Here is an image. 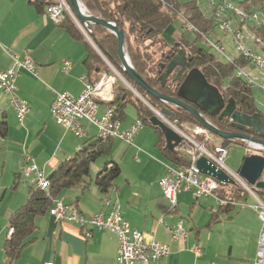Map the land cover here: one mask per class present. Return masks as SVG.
I'll use <instances>...</instances> for the list:
<instances>
[{
    "label": "crops",
    "instance_id": "1",
    "mask_svg": "<svg viewBox=\"0 0 264 264\" xmlns=\"http://www.w3.org/2000/svg\"><path fill=\"white\" fill-rule=\"evenodd\" d=\"M48 2L46 0L45 8L41 9L37 0H0V65L5 68L14 65L7 52L10 48L20 58L32 57L39 66L37 76L26 70H21L17 76L18 95L30 105L24 120L18 119L10 96L0 89V119L5 118L8 123L7 134H0V264L7 263L9 220L35 186L24 174L28 160L49 176L61 161L70 158L79 146L97 135V128L86 121V135L80 138L52 118L55 95L65 91L80 95L87 69L84 43L71 36L61 23L50 19L46 13ZM170 25L164 32L170 42L180 41L181 35L194 40L195 34L184 28L181 19L177 18ZM67 59L72 61V66L66 72L63 65ZM105 106L101 103L99 114ZM135 112L136 117L131 120H127V115L122 116V129L137 120L136 108ZM157 141L156 131L144 128L132 143L114 137L109 158L120 165L121 174L113 190L104 194L96 186V173L109 159L102 157L104 162L96 173L90 172L84 184L63 190L56 199L87 215L108 211L104 203L107 196L119 200L123 217L144 233L147 243L161 241L170 247L168 256L150 263L138 260L136 264H255L262 221L252 207L254 202L248 203L252 196L244 200L247 204L236 203L228 212L221 211L216 216L220 205L213 197L196 198L190 191H181L177 206L172 208L160 185L166 164L171 162ZM249 153L248 149L242 164ZM180 222L187 235L176 238L173 229ZM87 229L92 231L90 237H85ZM117 254L115 233L92 225L83 227L73 221L57 220L48 211L37 217L31 242L10 264H44L46 261L115 264Z\"/></svg>",
    "mask_w": 264,
    "mask_h": 264
},
{
    "label": "trees",
    "instance_id": "2",
    "mask_svg": "<svg viewBox=\"0 0 264 264\" xmlns=\"http://www.w3.org/2000/svg\"><path fill=\"white\" fill-rule=\"evenodd\" d=\"M82 1L88 10L105 19L115 21L119 28L126 31V49L134 66L153 87L161 92L173 94V96H178L177 90L180 87V83L173 80L176 72L169 77L165 85L161 83L159 77L165 71V67L162 64L167 65L169 63L170 58H168V55L173 53L174 50V42L167 40L164 32L171 26L170 24H173L182 15L198 28V32L194 33L195 38L192 41L188 40L184 35L179 37L180 42L192 54V59L188 63L189 67L199 68L207 80L221 90L225 101L230 98L235 99L238 107L247 114H253L257 111L261 112L254 101L253 86L244 78L236 75L234 64L219 60L211 49L200 44V41L204 39L202 33L215 35L218 33L216 24L213 23L214 20L205 15L204 8L199 4L198 0H165L168 5L167 9L163 7L162 0ZM234 1L247 10L258 9L264 13V0ZM50 2L52 0H49L47 6ZM67 2L73 10L70 0H67ZM45 3L46 0H37V4L41 9L45 8ZM64 16L61 24L71 36L82 40L85 45L86 57L84 63L87 69L86 75L95 84L100 79L101 73L110 71V69L95 47L85 38L84 33L70 14L67 13ZM92 28L95 31V41L98 47L109 56L111 61L119 66L120 58L117 52L116 35L102 25L95 24L92 25ZM252 30L257 36L264 39V27L252 26ZM236 61L242 66L247 64L241 57L236 58ZM119 71L154 109L161 111L163 108H168L171 110L173 116H167L171 121L184 122L194 126L201 125L189 111L159 101L141 86L134 85L133 80L121 69ZM113 91L114 99L109 104L117 106V113L120 119L126 115L125 109L127 105L132 104L137 110L138 119H141L144 125H149L156 131L157 145L162 149L164 156L174 165L190 163V155L186 152V149L192 146L191 142L181 136V141L176 143L175 147L168 146L162 127L160 128L159 125H155L152 121L157 115L156 112L124 84L116 83ZM207 117L220 129L229 131L240 130L227 116L220 118L219 116L207 115ZM7 132L8 123L5 118H1L0 134L4 136ZM254 135L259 136L257 133ZM191 136L195 140L204 143L201 135L193 133ZM221 139V144L224 146H228L232 142ZM211 142L213 143V140ZM235 143L245 144L243 141H235ZM113 144L114 137L103 138L96 135L85 141L82 144V148L77 149L74 155L59 163L57 168L49 175L50 185L48 189H42L37 186H33L30 189L29 197L25 203L13 213L9 220L11 234L6 242V264H10L11 261L17 258L22 249L31 242L32 235L36 229L37 217L45 215L49 211L54 200L63 190L84 184L90 176L92 164L99 158H109ZM213 144L216 145L215 142ZM120 174V165L111 158L106 159L103 167L96 173V186L102 193L108 194L115 187V180ZM249 184L255 186L251 183ZM261 192L264 193V190H261ZM218 193L226 198H235L237 201L245 200L249 195L240 185L231 184L230 182L222 185ZM232 207H234V204L219 206V210L215 215L219 216L218 212L221 211L228 212Z\"/></svg>",
    "mask_w": 264,
    "mask_h": 264
},
{
    "label": "built area",
    "instance_id": "3",
    "mask_svg": "<svg viewBox=\"0 0 264 264\" xmlns=\"http://www.w3.org/2000/svg\"><path fill=\"white\" fill-rule=\"evenodd\" d=\"M162 1L163 7L167 9V3L165 0ZM198 2L203 6L205 15L214 20L213 23L216 24L217 32H219L216 35L222 37L213 39L212 36L215 34L202 33L203 38L225 61L234 64L235 73L238 77L244 78L251 86L258 85L264 89V83L259 82L258 76L252 75L245 68L250 66L264 71V39L257 36L252 30V26L264 27V13L258 9L247 10L234 0H198ZM46 13L51 20L59 24L63 21L64 15L67 13L72 14V9L67 0H52L47 6ZM179 18H181L186 30L193 33L198 32V28L182 15ZM7 52L14 60V65L10 68L0 65V89L10 96V103L15 109L18 119L22 121L27 112L30 111V105L27 100L18 95L17 76L21 70H26L37 76L39 66L28 55L20 58L10 48L7 49ZM238 57L246 61V66L240 65L236 61ZM71 66L72 61L67 59L64 61L63 70L67 72ZM112 69V71H103L100 79L95 84L90 81L87 75H84L82 77L84 89L80 95L75 96L68 91L57 93L51 105L52 118L80 138L86 135L84 125V121H86L97 128L96 134L99 137H119L128 143H132L144 124L141 119L137 118L129 128H121L117 106L109 104V102L114 99V85L118 83L119 79L123 80V77L119 70L113 66ZM101 103H105L106 106L104 111L99 114ZM157 113L168 125L195 146L186 149V152L190 155V163L186 165L166 164V174L161 178L160 185L171 207L177 206V196L181 191H190L196 198L201 196L213 197L220 206L239 202L247 204L244 200L237 201L235 198L230 199L219 195L218 190L220 187L228 183L221 182L212 175L204 174L197 166L198 159L202 155L207 156L214 164L225 170L236 181L235 184L240 185L248 192L247 194L254 198L255 202L252 207L257 211L262 221L255 264H264V200L257 194V187L244 181L239 172L227 167L226 159L229 152L227 146L216 144L211 150L205 145V143L213 140L212 133L209 130L201 125L192 129L194 134L203 137L204 143H199L192 136L183 132L176 123L163 113L159 111ZM248 145V149H256L253 145ZM81 148L82 146L78 147V149ZM24 174L35 186L48 189L50 185L49 176H46L44 171L32 160H28L24 167ZM104 203L109 207L108 211L101 210L98 213L87 215L71 204L55 199L49 213L57 220L73 221L83 227L92 225L94 228L106 229L115 233L118 237V254L115 264H136L138 260L150 263L169 255L170 247L167 243L161 241L147 243L144 233L140 229L131 226L122 215L119 200H112L107 196ZM91 235L92 231L87 229L85 237ZM186 235L182 222H180L173 229V236L178 238ZM44 264L55 263L54 261H46Z\"/></svg>",
    "mask_w": 264,
    "mask_h": 264
},
{
    "label": "water",
    "instance_id": "4",
    "mask_svg": "<svg viewBox=\"0 0 264 264\" xmlns=\"http://www.w3.org/2000/svg\"><path fill=\"white\" fill-rule=\"evenodd\" d=\"M70 3L74 10H72L71 15L76 23L80 26L83 24L93 37L95 36L91 26L95 24L104 26L116 35L117 52L120 58L118 67L133 80L134 85L141 86L146 92L163 103L189 111L211 133L232 142L243 141L245 144L253 145L259 152L244 158L239 174L247 178L258 189L264 190V119L260 114L261 112L247 114L238 107L235 99L230 98L225 101L221 90L211 84L199 68H188L192 54L187 51V48L181 42L174 43L173 53L168 55V58H170L169 63L167 65L162 64L165 71L159 77L161 83L165 85L169 77L176 72L173 80L180 83L179 90H177L178 96L159 91L147 82L134 66L126 49L127 35L124 29L119 28L115 21L105 19L88 10L82 0H70ZM128 84L132 92H135L156 112L157 115L153 118V123L159 125L160 128L162 127L167 138V145L175 147L176 143L181 141V135L173 131L171 126L169 127L160 118L157 111L135 90L133 85ZM161 113L165 116H173V112L168 108H163ZM207 115L219 116L220 118L227 116L240 130L220 129ZM255 133L259 136H255ZM197 166L204 174L212 175L221 182L236 183L225 170L214 164L207 156L202 155L197 161Z\"/></svg>",
    "mask_w": 264,
    "mask_h": 264
},
{
    "label": "rangeland",
    "instance_id": "5",
    "mask_svg": "<svg viewBox=\"0 0 264 264\" xmlns=\"http://www.w3.org/2000/svg\"><path fill=\"white\" fill-rule=\"evenodd\" d=\"M203 1V0H202ZM70 16L73 18V16L71 15V13H70ZM74 19V18H73ZM178 19H181V18H178ZM75 20V19H74ZM76 24H78V23H76ZM79 27H80V29L82 30V32L84 33V35H85V38L93 45V47H95V49L99 52V54L101 55V57L103 58V60L106 62V64L108 65L107 67H109V69H110V71H112L113 69H112V66L114 67V68H116L117 70H119L120 69V67H118V65L115 63V62H113V61H111V59L109 58V56L107 55V54H105V52H103L99 47H98V45L96 44V41H95V38H96V35H95V31H94V29L92 28V26H91V28H92V30H93V32H94V36L95 37H93V35H91L90 33H89V31L87 30V28H85V26L83 25V24H81V26L80 25H78ZM217 33H219V32H217ZM217 36V37H216ZM212 38L213 39H220V38H222L221 37V35H213L212 36ZM227 38H230V37H227ZM200 44L202 45V46H204V47H206V48H209V49H211V51L213 52V53H215V56L219 59V60H224V58L216 51V50H214V49H212V47L210 46V44H209V42H207V40H205V39H203V40H201L200 41ZM131 58V57H130ZM132 60V59H131ZM119 63H120V61H119ZM112 65V66H111ZM246 68V70L249 72V73H251L252 75H256V76H258V78H259V82L260 83H264V71H262V70H260V69H256V68H252V67H250V66H246L245 67ZM120 72V71H119ZM118 83L119 84H124V85H126L127 87H129L128 86V84H126L122 79H119L118 80ZM135 90L138 92V90L135 88ZM132 91V90H131ZM134 94H136L135 92H133ZM139 93V92H138ZM253 93H254V97H255V102H256V104H257V106H258V108H259V110L262 112V114H263V117H264V89L263 88H261L260 86H258V85H255V86H253ZM147 105V104H146ZM154 108V107H153ZM156 110H158V109H156ZM135 108H134V106L132 105V104H128L127 105V108H126V115H127V120H131V119H134L136 116H135ZM174 123H176V125L183 131V132H185L187 135H189V136H191L192 134H193V130L192 129H194V125H191V124H188V123H184V122H176V121H174ZM169 127H170V125H168ZM142 128H144V129H148V130H150V131H154V129L151 127V126H148V125H143V127ZM172 128V127H171ZM173 129V128H172ZM173 131H176L177 132V130H175V129H173ZM154 133V132H153ZM212 138H213V143L215 142V144H221L222 143V139H221V137H219V136H217V135H212ZM187 141H189V140H187ZM195 141H197V140H195ZM190 142V141H189ZM197 142H199V141H197ZM199 143H201V141L199 142ZM209 143H212V142H207V143H205V145L209 148V149H211V150H213V146H214V144L212 143V144H209ZM191 147H195L193 144H192V146ZM228 148H229V153H228V157H227V159H226V165H227V167L228 168H230L231 170H233V171H237L239 168H240V166L242 165V160H243V156L246 154V153H248V148L247 147H249V145L248 144H237V143H233V142H231L228 146H227ZM249 151H250V153H253L254 151H256V152H259L257 149H252V148H249ZM129 159V158H128ZM104 160L105 159H103V158H100V159H98L96 162H94L93 164H92V166H91V171H93L94 173H96V171H97V168L98 167H100L101 165H102V163L104 162ZM126 162V159H125V155H124V157H123V168H124V164H126L125 163ZM126 167V166H125ZM243 179H244V181H246V182H248V183H250L249 182V180L247 179V178H245V177H243ZM256 192H257V194L264 200V193L263 192H261V190L260 189H256ZM204 198V197H203ZM203 198H202V200H203ZM214 201V200H213ZM252 202H255V200H254V198H252V197H249V199H248V203L249 204H251ZM214 204H215V202H214Z\"/></svg>",
    "mask_w": 264,
    "mask_h": 264
},
{
    "label": "flooded vegetation",
    "instance_id": "6",
    "mask_svg": "<svg viewBox=\"0 0 264 264\" xmlns=\"http://www.w3.org/2000/svg\"><path fill=\"white\" fill-rule=\"evenodd\" d=\"M175 42H180V41H174V43H175ZM174 43H173V46H174ZM181 43H182V42H181ZM182 44H183V43H182ZM183 46H185V45L183 44ZM185 47H186V46H185ZM186 48H187V47H186ZM187 51H188L189 53H191L190 50H189L188 48H187ZM188 68L191 69L189 66H188Z\"/></svg>",
    "mask_w": 264,
    "mask_h": 264
},
{
    "label": "bare ground",
    "instance_id": "7",
    "mask_svg": "<svg viewBox=\"0 0 264 264\" xmlns=\"http://www.w3.org/2000/svg\"><path fill=\"white\" fill-rule=\"evenodd\" d=\"M122 75V74H121ZM122 77H123V81L124 82H126V83H129L126 79H125V77L122 75ZM128 86H129V84H128ZM130 88V87H129ZM156 110V109H155ZM157 111H159V110H157ZM159 112H161V111H159Z\"/></svg>",
    "mask_w": 264,
    "mask_h": 264
}]
</instances>
